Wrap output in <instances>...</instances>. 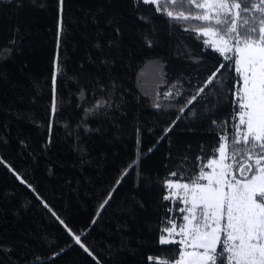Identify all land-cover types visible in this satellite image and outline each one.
<instances>
[{
	"label": "trees",
	"instance_id": "obj_1",
	"mask_svg": "<svg viewBox=\"0 0 264 264\" xmlns=\"http://www.w3.org/2000/svg\"><path fill=\"white\" fill-rule=\"evenodd\" d=\"M198 23L170 24L134 0H0V264L172 257L177 246L158 240L169 218L183 223L182 204L163 202L161 183L183 157L190 167L208 155L220 140L212 121L232 116L229 102L208 115L200 105L157 144L176 119L167 105L227 63L184 31ZM170 33L188 53L170 55ZM177 81L184 97L171 100L163 94ZM97 100L109 103L86 111Z\"/></svg>",
	"mask_w": 264,
	"mask_h": 264
},
{
	"label": "snow or ice",
	"instance_id": "obj_2",
	"mask_svg": "<svg viewBox=\"0 0 264 264\" xmlns=\"http://www.w3.org/2000/svg\"><path fill=\"white\" fill-rule=\"evenodd\" d=\"M134 3L148 6L166 17L170 24L200 22L190 24L184 31L198 32L197 39L205 48L227 62L220 63L195 86L182 104L167 105L177 109L176 119L164 129L157 144L182 118L196 119L200 105H203L204 115L212 114L223 102H229L232 107L230 124L212 121V128L220 137L217 146L208 155L198 156L190 167L189 157H183L180 167L161 183L162 201H170L168 193L177 189L186 206L178 204L177 210L181 214L188 213L182 215L184 222L178 232L174 218L168 219L171 226L163 229L158 243L177 247L172 257L163 258L161 264H264V0H134ZM148 46L151 47V41ZM55 79L54 72V82ZM179 85L177 81L163 95L171 100L183 98L185 90ZM108 103L97 100L94 107L86 111L104 109ZM57 106L54 95L53 111ZM153 107L160 109L162 105L154 103ZM134 164L123 171L117 185ZM21 182L26 183L22 179ZM107 203L105 200L104 204ZM69 233L72 234L70 230ZM72 235L75 243L92 255L80 237ZM175 236L180 239L177 241Z\"/></svg>",
	"mask_w": 264,
	"mask_h": 264
},
{
	"label": "rangeland",
	"instance_id": "obj_3",
	"mask_svg": "<svg viewBox=\"0 0 264 264\" xmlns=\"http://www.w3.org/2000/svg\"><path fill=\"white\" fill-rule=\"evenodd\" d=\"M205 39H208V37H205ZM180 42H181L180 39L175 34L170 33V55H172V56H180V55L185 54L186 51L188 53L189 49L184 44L182 45ZM229 55H231V53H229ZM226 105H227V102H223L218 107H224ZM216 159L219 160V153H218V156L216 157ZM206 171L211 172L212 169L211 168H207ZM205 183H206V181H205ZM168 194L170 195L171 198L179 199L181 204H182V207H186L183 204V202H182V193L179 192V190L172 189V190H170V192ZM187 214H188L187 212L183 213V215H187ZM178 231H179V226L177 227V232ZM166 236H167V233H166ZM174 238L177 241L180 239L179 236H175ZM222 239H223V236H222Z\"/></svg>",
	"mask_w": 264,
	"mask_h": 264
}]
</instances>
